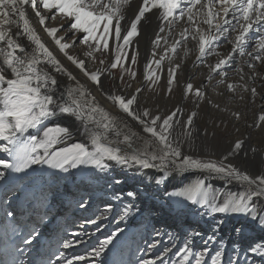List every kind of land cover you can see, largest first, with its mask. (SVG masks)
I'll return each mask as SVG.
<instances>
[{
	"label": "snow or ice",
	"instance_id": "obj_1",
	"mask_svg": "<svg viewBox=\"0 0 264 264\" xmlns=\"http://www.w3.org/2000/svg\"><path fill=\"white\" fill-rule=\"evenodd\" d=\"M128 4L129 0H0V56H2L0 152L11 158L0 157V166L14 173H26L33 165L46 164L50 168L67 172L69 167L78 168L81 165L103 169L108 167L106 161H114L122 166L139 165L144 169L155 168L168 177L176 175L179 178L184 173L199 171L214 178L219 177L229 184L238 183L241 185V191L223 197L222 193L217 194L210 190L205 180L201 178L194 182L190 181L186 186H182V190L167 195L170 198L176 197L178 203H190L192 206L205 208L213 215H245L264 228V212L259 211L253 203L256 198L264 199V174L254 177L229 162L230 156L234 154L248 155L244 140L234 141L229 152L220 160L201 159L183 150V142L191 144L194 121L198 118L197 111H191L184 119L183 109L176 107L162 118L159 114L152 115L147 108L139 109L138 95L143 92L142 88H136L130 96L106 92V98L141 126L142 131L155 141L153 144L148 140L144 142L143 147L136 146L138 134L130 129L125 132L127 124L114 118L96 101V97L85 89L77 77L42 41L26 14L27 6L38 18L43 31L51 38L59 52L95 86L102 87L106 70H89L85 59L70 54L69 50L75 46L76 39L68 42L64 35H58L65 27L63 21L65 19L70 21L67 31L72 32L74 37L77 33L82 34L79 36V42L91 49L87 53L90 60H96L95 53H100L103 57L114 50V58L109 68L120 67L122 75L119 81L125 83L124 74L130 76L132 80L136 77L131 65L137 63L138 51L133 39L139 35L138 25L146 19V13L158 10V20L163 22L159 33H165L167 30V36L157 34L153 44L155 48H159L163 40L166 47L160 59L145 64V81L154 84L160 77L157 72L151 71L152 64L155 63L157 68H160L165 57L171 60L169 52L175 55L182 43L191 39L198 44L197 61L209 69L206 82L219 75L221 79L217 81L218 85H225L227 91L232 93L239 87L243 92H248L250 100L254 102L258 95L256 87H249L247 82L227 83L225 78L228 70L233 69L236 63L234 57L243 58L247 55L250 60L246 64L253 72V79L259 76L264 81V76L255 72L256 63H253V61L264 63V34H261V29L264 28V0H142V5L134 12L128 26L123 28L122 35L121 21L126 19L123 9ZM43 11L51 15H44ZM57 17H60L61 23L49 26L48 22L55 21ZM180 21H184L187 26L178 34L179 39L173 38L169 45L168 36L172 35L173 26ZM12 26L19 29L15 35L11 31ZM252 32L257 34L258 39L252 45L254 51H246L249 34ZM21 36L26 38V45L18 42ZM221 43L231 45L227 55H222L218 51ZM129 49L133 51L131 57L126 54ZM189 53L190 50L186 49L184 57L186 58ZM152 55L155 57V51ZM211 55L219 59L214 64H207V57ZM99 63L104 64V59L101 58ZM179 67L177 64L168 69L169 93L172 91L176 70ZM235 71L239 73L240 80L244 81L246 73L243 67L237 66ZM56 74L66 76L75 86L59 88ZM131 86V82H128L127 87ZM203 88V85L194 88L193 84L188 82L184 88V95H192L195 98V105L199 107L206 96ZM243 98L241 95L240 99ZM213 107L220 109L219 104H214ZM57 113L70 115L80 121L88 142H74L57 148V145L63 144L71 137L67 127L48 126L47 121L56 117ZM233 116L236 119L240 118L239 113H233ZM258 121L257 127L264 126V114L259 115ZM181 127L183 132L179 131ZM30 130L35 132L29 135ZM121 144L125 147L121 148ZM251 151L256 153L258 150L253 147ZM4 180L6 174L0 171V181ZM155 182L161 184L165 180L161 178ZM127 195L134 197L136 193L128 192ZM80 206L85 207L83 202ZM107 211H111V206ZM128 214L129 210L125 209L123 215ZM6 216L13 217V211L7 212ZM103 218L106 217H94L88 222L99 228ZM223 224V219H216L212 225L213 235L204 240L203 249H195L193 244L188 243L186 235L185 242L175 252L176 259H170L173 249L169 243L153 259H142L139 264H207L209 259L211 264H239V255L236 252L238 245L232 247L231 255L226 249L222 250L225 242L219 240L216 234L220 232ZM9 226L13 234L19 236V242L13 241L12 252H5L0 256V264H24L19 257L26 249L20 245L31 246L34 241L38 242L40 232L34 225H25L23 226L25 234L20 235L21 228L17 227L15 218L9 221ZM193 231V242L196 237L203 236V233ZM235 232L239 235L243 229L237 227ZM74 235L76 240H66L60 246L63 249L73 248L79 242V233ZM119 235V232L110 233L106 239L98 242V246H93L87 256L67 257L62 251L57 252L54 257L49 258L48 264H78L89 260L94 264L97 258L109 251L110 246L114 247V241ZM159 235L161 234L158 232L157 236ZM214 240H217L218 244L214 255L210 256L212 250L207 248V244ZM160 243V240H154L149 247L158 248ZM247 251L264 260V240L254 242Z\"/></svg>",
	"mask_w": 264,
	"mask_h": 264
},
{
	"label": "bare ground",
	"instance_id": "obj_2",
	"mask_svg": "<svg viewBox=\"0 0 264 264\" xmlns=\"http://www.w3.org/2000/svg\"><path fill=\"white\" fill-rule=\"evenodd\" d=\"M141 5L142 0H129V4L124 6L123 10L126 19L121 21L122 35L123 28L128 26L133 18L134 12ZM193 11L195 12L196 9ZM26 14L42 41L57 58L61 60L65 67L77 77L79 82L84 85L85 89L96 97V101L113 115L114 118L122 120L127 124L128 127L124 129L125 132L130 129L138 134L139 138H136V146L143 147L145 141L151 140L153 144L155 141L149 134H145L142 131L141 126L127 117L126 114L122 113L117 106L113 105L111 101L106 98L105 93L114 92L116 94L130 96L135 92L136 88H142L143 92L138 95L140 110L147 108L152 115H154V110H160V115L163 118L176 107H180L183 109L185 114L184 119H186L189 111L184 106L188 102V98L184 95V88L188 82H191L193 86L197 88L201 87V85L204 86L203 90L208 93L207 103L205 102L207 105L203 102L204 106H206V111L201 109L203 107L202 104L197 109L198 111L196 110L198 112V118L194 121L191 144L189 145L188 142H183V150L187 154L203 157L204 159H221L229 152L234 141L244 140L245 148L248 149V155L244 156L242 153L234 154L230 156L229 162L254 177L264 172V126H261L259 131L253 132L249 127L250 124L247 119L250 117V112L251 114L255 112L258 113V115L264 114V81H262L259 76L253 79V72L248 69L246 64V62L250 60V57L247 55L243 58L238 56L234 57L237 62V65L235 64L234 66L243 67L246 73L242 83L247 82L249 87H256L257 89L258 95L254 98V102L250 100V94L246 96L245 92L243 94L244 98L241 100L245 102V105L247 102L252 104V107L250 106L248 109L245 105V107L243 105V107L240 106L241 108L237 107V102L233 101L234 93L227 91L225 85L217 84V81L221 79L219 75H215L211 81L206 82L209 69L204 64H200L197 61L198 44L191 39L182 43L175 55L169 52L171 60L165 57L161 67L157 68L156 66L155 69L167 73L170 67H174L177 64L180 65L176 70V75L178 77L176 78L179 79V82L175 85V88L183 85V92H181V95L176 99H173L172 96L170 97L169 92L167 94L163 93L167 90L168 86L162 83V95L166 96L161 98L157 97L158 92L151 89V82L145 81V78L142 77L133 80L131 88L121 84L118 80L114 81L112 85L110 76L112 69L109 68L110 63L108 67L104 64L100 65V63L96 61L100 56L99 53H95L97 57L96 60H90L87 57V53L91 51V49L85 45L77 44L81 34L77 33L74 37L72 32L67 31V26L70 21L65 19L63 21L65 27L58 35H64L68 42L76 39L75 46L69 50L70 54L85 59L86 66L89 70H106L104 72L102 87H98L59 52L51 38L43 31L42 26L38 22V18L34 15L30 7L26 6ZM42 14L51 15L46 11H43ZM60 23L61 19H57L55 21H49L48 25L57 26ZM161 26H163V22L158 20V10L155 9L152 13H146V19L138 25L139 35L134 37L133 44L138 46L140 50L143 74L146 63L154 59H160L164 54L166 46L163 40H161L159 48H155L153 44L157 34L162 37L167 36V30L165 33H159V28ZM186 26L184 21H180L173 26L172 35L168 36L169 45L173 42V38L179 39L178 34L183 31V28ZM144 29L152 30L151 36L145 37L147 34H145L146 30ZM18 30L17 27L12 26L11 31L13 35H15ZM147 32L148 31H146V33ZM261 34H264V28L261 29ZM257 39L258 36L255 32L249 34V45L246 51H254L252 45ZM18 42L22 45H26V38L21 36ZM186 49L190 50V53L185 58L184 51ZM230 50L231 45L228 43H221L218 49L222 55H227ZM153 51L156 53L155 57L152 55ZM129 53L132 54L133 52L130 50ZM0 59H2V56H0ZM217 59H219V57L215 55L208 56L206 63L214 64ZM253 63L257 64L255 72L264 76V63L254 61ZM151 71H154L152 66ZM235 72L237 71L232 69L228 70V75L225 78L228 83H231L230 76ZM56 75L59 88L63 89L67 86H75L74 82L68 80L66 76L62 74ZM238 76L240 77V75ZM163 81L164 80H162V82ZM235 95L237 96L238 94ZM214 104H219L220 109H227V111H220V109L214 108ZM214 112H216L219 119H231L236 129H242L241 134H236L237 132H230L225 129L227 133L231 135L228 139L231 141L230 145L225 143L229 146L228 149L220 148L218 147L219 145H214L207 137L208 134H210V127L215 126L214 116L216 115ZM233 113H239L240 118L236 119ZM47 124L48 126L59 125L69 128L71 133L70 139L66 140L63 144L57 145V148L70 145L74 142H88L85 129L81 126V122L70 115L57 113L56 117L47 121ZM214 129H212V131ZM179 131L183 132V128L181 127ZM34 132L35 130H30L29 135ZM246 133H248L249 136H247ZM181 139L183 141V137H181ZM219 142L217 143L219 144ZM223 145L224 144H222L221 147ZM120 147L124 148L125 146L121 144ZM253 147L258 150L256 153L251 151ZM0 155L3 158L11 159L6 153L0 152ZM105 163L108 167L103 169L96 168L92 165H81L78 168L69 167L67 172L50 168L46 164H40L37 165L36 168L29 169L26 173H17L14 178L8 177L7 175L8 172L10 173V169H4L0 166V171H4L6 174V180L0 181V256L4 255L5 252H12L13 241L16 243L19 242V236L14 235L12 228L9 226V221L13 218L17 221V227L21 228L20 235L25 234L23 228L25 225H34L40 232L38 242L34 241L31 246L20 245L21 248L26 249L22 256L19 257L24 261V264H37L33 259V254H39L46 262H48L50 257H54L57 252L61 251L67 257H72L74 255L87 256L92 248L83 251V242L86 241V243L97 244L96 246H98V242L106 239L110 233L117 232H119L120 235L114 242H116L119 247L114 249L109 248L110 251L108 252V255L112 256L113 253L117 251V264H139L142 259L151 260L161 249L169 245V243H171L173 249L172 253H170V259H176L175 252L178 251L185 242L184 238L186 235L188 236V243L193 244L195 249H203L205 247L204 240L208 236L213 235L212 225L215 223L216 219H223L224 224L220 232L216 234L219 240L225 242V245L222 246V250L226 249L228 254L231 255L232 247L238 245L236 252L239 255V264H245V261H247V264H253V261H255V264H264V260L259 256L247 251L249 246L254 242L264 240V228L257 227L259 224L258 222L250 221L245 223V219L241 214L224 217L218 214L213 215L208 213V211H204L202 208L199 209L200 207L198 205L192 206L190 203H178L177 198L173 200L167 195V193L182 190V186H186L190 181L194 182L201 178L205 180L210 190L218 189L222 193L226 191L227 195L240 192V184L235 182L229 184L219 177L214 178L199 171H190L177 178L176 175L168 177L165 173L155 168L144 169L139 165L122 166L116 164L114 161H106ZM146 170H152L154 173L151 179H147L143 175ZM161 177L167 178L164 179L166 180L164 183H161L163 185L162 187L159 186L161 184L155 182L157 179H161ZM15 179L18 180L17 183ZM117 181L120 182L117 183ZM10 187H13L15 190L13 195H11L15 197L13 200L8 199L5 194V191ZM128 192H135L136 195L134 197H129L127 195ZM160 194H164L165 196L160 197ZM81 202H83L85 207L80 206ZM253 203L259 211L264 212V199L256 198ZM109 206H111L110 212L107 211ZM125 209L129 210L127 216L123 215ZM9 211H13V217L6 216V213ZM94 217H106L100 222L99 228H97L95 224L88 222ZM6 219L10 220L8 221ZM21 220H25V222L20 223ZM57 222H59L60 225H57ZM237 227L243 229V232L239 235L235 232ZM193 230L203 233V236L196 237L194 242L192 239L194 236ZM45 231L51 233V238L44 234ZM158 232L161 235L157 236ZM75 233H79V242L73 248L63 249L60 246V241L76 240ZM165 233L169 235L166 236L164 235ZM154 240H160L161 243L158 248L153 249L150 248L149 245ZM146 242L150 243L147 247L145 246ZM133 244H136L137 249ZM217 244V240L207 244V248L212 250L209 253L210 256L214 255ZM32 251L34 252L32 253ZM26 252L30 253L26 254ZM136 252L137 254H135ZM208 262L211 263V260L209 259L207 263ZM78 264H93V262L89 260L87 262H78Z\"/></svg>",
	"mask_w": 264,
	"mask_h": 264
},
{
	"label": "rangeland",
	"instance_id": "obj_3",
	"mask_svg": "<svg viewBox=\"0 0 264 264\" xmlns=\"http://www.w3.org/2000/svg\"><path fill=\"white\" fill-rule=\"evenodd\" d=\"M57 19L59 20L60 19V17H57ZM56 19V20H57ZM144 30H146V31H148L147 33H146V31H145V34H147L145 37H148V36H151V34H152V30H150V29H144ZM150 30V31H149ZM143 31V30H142ZM72 35H73V33H72ZM82 35V34H81ZM79 41V40H78ZM109 43H110V49H111V40L109 41ZM77 44L79 45H82L80 42H77ZM131 49H129L128 51H127V55L129 56V57H131L132 55H133V53L132 54H130L129 53V51H130ZM136 50L138 51V55H137V63L135 64V65H131V69H132V71H134L135 73H136V77H135V79H138L139 77L141 78H144V74H143V69H142V58H141V55H140V50H139V48H138V46H136ZM132 51V50H131ZM133 52V51H132ZM100 54V53H99ZM112 56V57H111ZM101 58H103L104 59V61H105V63H104V65L106 66V67H108V65H109V63H111L110 61H113V58H114V50H111L110 52H109V54H106V55H104L103 57L101 56V54H100V56H99V58H97V62L99 63V60L101 59ZM99 59V60H98ZM107 64V65H106ZM236 65H237V62L235 63ZM100 65H103V64H100ZM257 65V64H256ZM126 66H128V65H126ZM155 66V67H154ZM152 67H153V70L155 71V72H157V74L158 75H160L159 77H160V79H158L154 84L153 83H151V89L152 90H155L156 92H158L157 93V97H165L166 95H162V83H165V84H167V79H168V75H167V73H164L163 71L161 72L160 70H157V69H155L156 68V65H155V63H153V65H152ZM173 67V66H172ZM232 70H235V66L233 67V69ZM159 71V72H158ZM140 72V73H139ZM177 73V72H176ZM122 75V72H121V69H120V67H118L117 69H112V71H111V73H110V76H111V81H112V85L114 84V81H119V77ZM138 75H140V76H138ZM239 75V73L238 72H235V73H233L230 77V82L231 83H237V84H241L242 83V81L240 80V77L238 76ZM113 77V78H112ZM115 77H117V78H115ZM176 77H177V75H176ZM178 78V77H177ZM177 78H175V80H174V82H173V85H172V92H170L169 94H170V97L172 96V98L173 99H176L178 96H180L181 95V92H183L182 90H183V85L182 86H179L178 88H175V85H177L178 84V82H179V79H177ZM134 79V80H135ZM164 80L163 82H162V80ZM124 81H125V83H121V84H123V85H127V83L128 82H133V80L131 79V77L130 76H128L127 74H124ZM227 83H228V81H226ZM184 84V83H183ZM202 86V85H201ZM225 87V86H224ZM194 88H197V87H194ZM176 89V90H175ZM263 89H264V86H263ZM238 91V92H237ZM166 92V93H165ZM164 94H167L168 93V91L167 90H165L164 92H163ZM206 93V96H205V100L203 101L204 103L206 102L207 103V96H208V93H207V91L205 92ZM235 94H238L237 96L239 97H237ZM243 96V94H244V92H242L241 91V88H237L236 89V93H234V96H233V101H235V102H237L236 103V106L237 107H239V108H241V107H243L244 105H245V102H243V101H241V100H243V99H240V96L241 95ZM245 94H246V96L249 94L248 92H245ZM263 95H264V91H263ZM187 98H188V102L184 105L185 106V108H187V110L189 111V113L191 112V111H196L199 107H197L196 105H195V103H194V97L192 96V95H188V96H186ZM238 98V99H237ZM191 99V100H190ZM236 99H237V101H236ZM201 103L202 105H203V107L201 108L203 111H206V106H204V103ZM243 102V103H242ZM205 103V105H207ZM201 104L199 105V106H201ZM243 105V106H242ZM241 106V107H240ZM246 107H247V109L248 108H250V106L252 107L253 105L252 104H249L248 102L246 103V105H245ZM244 106V107H245ZM198 111V110H197ZM153 112V111H152ZM156 112V113H155ZM256 113V112H255ZM253 113V114H251V112L249 113V115H250V117L249 118H247L248 119V121H249V127H250V129L254 132H257V131H259L260 130V128L261 127H257L256 125H257V123H259V121L257 120L258 119V117H259V115H258V113ZM157 114H159L160 115V110L158 111V110H154V115H157ZM214 114L216 115V116H214V121H215V126H213V127H210V129H209V132H210V134H208V139H209V141L210 142H212L214 145H216V146H218V147H220V148H224V149H228V145H230V143H231V141H229L228 139H229V137L231 136V135H229V133H227V130L228 131H233V132H237L236 134H241V131H242V129L241 128H239V129H236L234 126H233V122H232V120L231 119H229V120H227L228 118H223V119H219L218 118V116H217V114H216V112H214ZM216 117V118H215ZM226 120V121H225ZM251 121V122H250ZM208 127V126H207ZM215 128V129H214ZM212 129H214L213 131H212ZM225 129H227V130H225ZM258 129V130H257ZM223 130V131H222ZM225 130V131H224ZM250 130V131H251ZM220 131V132H219ZM208 132V133H209ZM216 132V133H215ZM222 132V133H221ZM225 132V133H224ZM219 134V135H218ZM224 134V135H223ZM227 134V135H226ZM247 134V136H249V134L248 133H246ZM210 135V136H209ZM212 136H213V138H212ZM218 136V137H217ZM220 136V137H219ZM221 136H223V137H221ZM225 137V138H224ZM215 140V141H214ZM218 140V141H217ZM219 140H220V142H219ZM222 141H223V143H222ZM217 142H219V144L217 143ZM225 143H227L228 145H226ZM222 144H224L222 147H221V145ZM0 157H1V155H0ZM201 159H204L203 157H200ZM213 159H215V160H220L219 158H213ZM36 166L37 165H33V167L32 168H36ZM107 169V168H106ZM139 172V171H138ZM261 174H264V172L263 173H261ZM8 177H11V175H10V173L8 172ZM147 179H151L152 178V176H154V173L152 172V170H146V171H144V174H143ZM161 178H163V177H161ZM160 179V178H159ZM164 179H167L166 177L164 178ZM166 181V180H165ZM159 186H163L162 184L161 185H159ZM9 189H13V190H10L8 193H7V191L9 190ZM215 193H217V194H221L222 192H220L218 189H216V190H213ZM15 192V190H14V188L13 187H10V188H8L6 191H5V194H6V196H7V198L8 199H10V200H13L15 197H13V196H11V195H13V193ZM226 193V194H225ZM223 197H227L228 195H227V192L226 191H224L223 193ZM11 196V197H10ZM162 196H165L164 194H160V197H162ZM222 197V198H223ZM222 198H221V200H222ZM171 199H173V200H175L176 199V197H172ZM160 200V199H159ZM200 207V206H199ZM198 207V208H199ZM199 209H201V207L199 208ZM204 211H208L207 209H205V208H202ZM210 215V214H209ZM218 215H220L221 217H224L222 214H218ZM237 214H232V216H236ZM242 215V214H241ZM94 216H96V215H94ZM219 216V217H220ZM243 217H244V219H245V223L246 222H250V221H252V220H250L247 216H245V215H242ZM6 220H10V219H6ZM23 222H25V220H21L20 221V223H23ZM25 224V223H24ZM254 225V224H253ZM255 226V225H254ZM257 227H261L260 226V224H258L257 225ZM44 234L45 235H47V236H49L50 238H51V233L49 232V231H45L44 232ZM83 245H82V249H83V251L84 250H89V249H91L93 246H96L97 244H90V243H86V241L85 242H83L82 243ZM150 243H148V242H146L145 243V246L147 247L148 245H149ZM133 245H135V247H136V244H133ZM117 247H119V245L116 243V242H114V247L113 246H110V249H114V248H117ZM110 249H109V251H110ZM136 249H137V247H136ZM108 251V252H109ZM108 252H106V254L104 255V256H102V257H100V258H97L96 259V261H95V263L94 264H101L102 262V264H105V262L107 261V259H108V257L110 256V255H108ZM135 254H137V252L135 253ZM39 258V257H38ZM207 264H211L210 262H208Z\"/></svg>",
	"mask_w": 264,
	"mask_h": 264
}]
</instances>
